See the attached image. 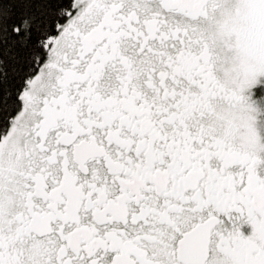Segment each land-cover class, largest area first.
I'll return each mask as SVG.
<instances>
[{
    "label": "snow or ice",
    "instance_id": "6c2138e0",
    "mask_svg": "<svg viewBox=\"0 0 264 264\" xmlns=\"http://www.w3.org/2000/svg\"><path fill=\"white\" fill-rule=\"evenodd\" d=\"M0 264H264V0H0Z\"/></svg>",
    "mask_w": 264,
    "mask_h": 264
}]
</instances>
